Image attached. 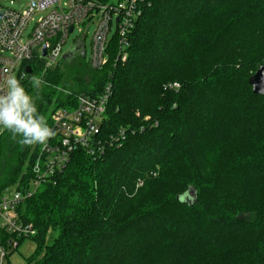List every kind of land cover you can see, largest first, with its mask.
Wrapping results in <instances>:
<instances>
[{
	"label": "trees",
	"instance_id": "obj_1",
	"mask_svg": "<svg viewBox=\"0 0 264 264\" xmlns=\"http://www.w3.org/2000/svg\"><path fill=\"white\" fill-rule=\"evenodd\" d=\"M138 1L125 61L113 37L101 70L79 52L18 72L48 123L112 88L95 154L74 149L20 207L37 230L28 264H264V95L249 83L264 64V0ZM39 150L0 135V196L28 185Z\"/></svg>",
	"mask_w": 264,
	"mask_h": 264
},
{
	"label": "built area",
	"instance_id": "obj_2",
	"mask_svg": "<svg viewBox=\"0 0 264 264\" xmlns=\"http://www.w3.org/2000/svg\"><path fill=\"white\" fill-rule=\"evenodd\" d=\"M141 13L138 0H116L107 4L95 0H29L21 10L2 7L0 79L19 72L23 64L33 58L40 59L45 70L55 68L64 58L63 45L70 34L79 28L83 38H79L77 43L85 44L93 24L90 66L101 70L108 63V49L113 37L119 42L118 58L125 61L129 36ZM38 14L42 15L36 19ZM35 19L29 39L25 40V31ZM113 27L115 31L111 36ZM27 74L24 71L22 78ZM179 86L174 84L176 88ZM111 90L109 84L98 97L79 96L75 108L61 107L51 113L49 125L57 135L48 141L46 147L40 146L32 163L28 185L17 183L8 186L0 196V264H11V252L18 249L23 239L37 234L34 225L22 218L20 207L25 200L35 195L43 185L57 182L77 147L95 154L94 137L100 132ZM37 165L38 171H34Z\"/></svg>",
	"mask_w": 264,
	"mask_h": 264
},
{
	"label": "clouds",
	"instance_id": "obj_3",
	"mask_svg": "<svg viewBox=\"0 0 264 264\" xmlns=\"http://www.w3.org/2000/svg\"><path fill=\"white\" fill-rule=\"evenodd\" d=\"M43 83L37 76L30 81L33 89H39ZM37 99L14 73L0 79V131L9 132L22 147H46L57 135L47 116L39 111ZM38 168L37 165L34 171Z\"/></svg>",
	"mask_w": 264,
	"mask_h": 264
},
{
	"label": "rangeland",
	"instance_id": "obj_4",
	"mask_svg": "<svg viewBox=\"0 0 264 264\" xmlns=\"http://www.w3.org/2000/svg\"><path fill=\"white\" fill-rule=\"evenodd\" d=\"M29 2V0H0V9L2 7H7V8H11V9H15V10H21L23 9L27 3ZM42 14H38L36 15V19L39 18ZM35 20H33L30 25L28 26V28L25 31V36L24 39L28 40L29 39V35L31 34L33 27L35 25ZM95 29V24H93L90 29H89V33L87 34L86 38H85V44H86V54L84 55H80L77 56L75 58L76 61L80 62L83 61L87 64H90V59H91V54H92V45H91V41H92V35H93V31ZM113 32L111 33V36L113 35L114 31H115V27H113ZM83 38V35H80V31L79 28H76L74 32H72L67 40V42L63 45V55H65L67 52L73 50V48L75 47L77 41ZM45 71V68H44ZM14 74L16 75V77L18 76V72H14ZM5 131V130H4ZM4 131H0V135L4 132ZM142 185V184H140ZM56 233L51 232L48 236V242L50 243L52 241V239L55 237ZM37 248V243L34 239L30 238H25L20 242V246L18 247V249L14 250L13 252H11V255L9 256V261L11 264H28V258L35 252Z\"/></svg>",
	"mask_w": 264,
	"mask_h": 264
},
{
	"label": "water",
	"instance_id": "obj_5",
	"mask_svg": "<svg viewBox=\"0 0 264 264\" xmlns=\"http://www.w3.org/2000/svg\"><path fill=\"white\" fill-rule=\"evenodd\" d=\"M71 31H73V28H71ZM77 48L79 49L80 54L85 56V54H86V46H85V44L77 43L75 45V47L73 48V50L67 52L64 55V58L65 59H72L74 57V55H73L74 51ZM44 55H46V50L44 51ZM32 70L33 69H32V67L30 65H28L26 67V72L28 74H31ZM249 83L252 86L253 92L255 94L264 95V64L262 66H260L258 68V70L251 76V78L249 80Z\"/></svg>",
	"mask_w": 264,
	"mask_h": 264
},
{
	"label": "flooded vegetation",
	"instance_id": "obj_6",
	"mask_svg": "<svg viewBox=\"0 0 264 264\" xmlns=\"http://www.w3.org/2000/svg\"><path fill=\"white\" fill-rule=\"evenodd\" d=\"M79 54V49L77 48L75 51H74V57L76 56V55H78Z\"/></svg>",
	"mask_w": 264,
	"mask_h": 264
}]
</instances>
